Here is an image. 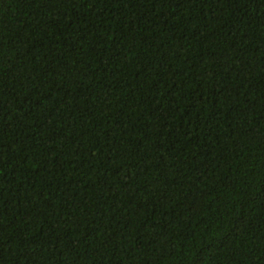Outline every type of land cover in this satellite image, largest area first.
Wrapping results in <instances>:
<instances>
[{
	"label": "trees",
	"instance_id": "16d2710c",
	"mask_svg": "<svg viewBox=\"0 0 264 264\" xmlns=\"http://www.w3.org/2000/svg\"><path fill=\"white\" fill-rule=\"evenodd\" d=\"M0 264H264V0H0Z\"/></svg>",
	"mask_w": 264,
	"mask_h": 264
}]
</instances>
